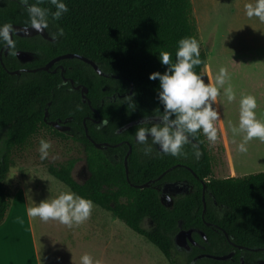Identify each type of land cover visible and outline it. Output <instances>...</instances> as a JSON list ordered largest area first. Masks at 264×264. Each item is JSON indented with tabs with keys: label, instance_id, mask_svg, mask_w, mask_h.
Wrapping results in <instances>:
<instances>
[{
	"label": "trees",
	"instance_id": "16d2710c",
	"mask_svg": "<svg viewBox=\"0 0 264 264\" xmlns=\"http://www.w3.org/2000/svg\"><path fill=\"white\" fill-rule=\"evenodd\" d=\"M64 2L68 11L59 20H53L49 14L46 30L53 41L41 35H14L15 46L9 48L7 55V45L0 42V224L12 205V196L6 188L13 167L12 150L25 146L42 127L48 126L46 112L49 120L57 117L80 120L86 114L96 117L92 106L108 123L98 130L88 121V134L97 143L106 141L118 146L97 148L87 137L82 122L70 123L75 138L85 146L89 177L84 182L75 179V159L60 165L49 164L52 176L147 238L163 253L168 264H242V258L245 264L264 263V171L214 178L202 130L190 136L198 143L196 148L201 156L197 159L195 149L190 148L188 161L180 160V154L160 153L153 146L152 152L145 155V145L137 143L134 132L138 125L155 123L138 124L119 132L128 123L156 117L159 108L163 110L157 99L159 81L150 80L149 75L163 73L167 67L158 59L160 49L169 51L174 61L179 39L192 36L199 42L192 0ZM40 6L50 13L55 11L50 0H42ZM3 23L30 26L26 6L20 0H1L0 24ZM58 27L64 30L62 36L57 34ZM18 50L32 53L34 60L20 64ZM70 53L94 61L104 74L78 58L59 61L64 73L62 69L20 70L23 66L42 67L51 59ZM200 59L202 63L193 70L203 77L206 51H200ZM16 70L20 74L10 73ZM64 77L88 88L86 96L91 105L82 101L80 91L71 89L70 83H63ZM130 146L127 174L125 158ZM177 163L189 166L200 180L190 194L175 197L173 205L168 206L161 196L163 184L194 177ZM152 180L155 182L150 187H137ZM201 180L206 183L205 213ZM146 220L151 223L148 227L144 225ZM181 229L194 230L196 245H191L190 251L179 249L175 243ZM207 254L233 256L219 261L205 257Z\"/></svg>",
	"mask_w": 264,
	"mask_h": 264
},
{
	"label": "rangeland",
	"instance_id": "374dc122",
	"mask_svg": "<svg viewBox=\"0 0 264 264\" xmlns=\"http://www.w3.org/2000/svg\"><path fill=\"white\" fill-rule=\"evenodd\" d=\"M192 2L200 51L208 50L207 62L214 78L220 67L227 68L229 79L224 87L231 84L236 93V99L228 102L223 88L220 89L214 105L220 112V119L214 122L217 128L215 143L209 142L203 134L212 158L213 177H230L229 163L234 164L237 173L231 177L263 172L264 141L253 138L246 144L247 151L240 152L238 145L243 136L234 134L232 127L238 126L241 94L256 97L257 118L264 121V20L246 15L245 5L253 3L251 0ZM209 77L206 67L203 72L205 82ZM41 138L51 142L49 155L43 160L39 152ZM69 159L77 161L73 171L75 179L84 182L89 171L83 143L69 132H57L48 126L42 127L25 146L12 150L13 167L8 173L6 188L12 196L11 208L15 213L10 219L17 224L11 225L9 230L37 242L44 264H80V257L86 253L100 264H168L163 253L147 238L94 203L89 218L72 226L27 215L28 207L35 206L33 201L54 199L69 189L47 168L49 164L60 165ZM150 224L148 220L144 222L146 227ZM21 244L24 245V241Z\"/></svg>",
	"mask_w": 264,
	"mask_h": 264
},
{
	"label": "clouds",
	"instance_id": "9594fccd",
	"mask_svg": "<svg viewBox=\"0 0 264 264\" xmlns=\"http://www.w3.org/2000/svg\"><path fill=\"white\" fill-rule=\"evenodd\" d=\"M20 3L26 6L28 23L37 32L48 27L49 14L53 20H59L68 11L64 0H50L55 7V11L51 13L48 8L40 6L42 0H36L35 3L20 0ZM245 9L248 17L255 16L264 20V0H254V3L246 4ZM13 33L14 28L11 23L0 24V42L10 49L15 46ZM63 33V28L58 27L57 34L62 36ZM157 56L160 63L167 67L163 73H151L149 79L159 81L157 99L163 110L159 108L155 117L160 123L136 127L134 136L137 143L145 145L143 149L145 155L152 152L153 145H158L162 153L172 156L181 154L183 146L189 143V137L201 130L209 142L215 143L217 128L214 122L220 119V112L214 105L220 95V89L223 88V94L228 102L236 99L232 85L224 87L226 80L229 79L227 68L220 67L215 75L214 83L205 82V79L193 70L202 61L199 42L192 36L179 39L174 61L172 54L164 49H160ZM256 108L255 96L241 94L238 126L232 127L234 134L243 136L242 142L238 145L240 152L247 151L246 144L253 138L264 141V121L257 118ZM107 123L108 121L103 119L99 124L103 126ZM193 147L194 154L199 159L201 152L195 145ZM50 148L51 142L41 138L39 141L40 159L48 157ZM33 203L35 206L27 209L29 217H40L44 221L58 220L61 224L68 226L87 220L94 206L91 199L84 198L71 189L61 192L54 199L46 198L38 203L33 201ZM80 264H100V262L94 261L93 257L86 253L80 257Z\"/></svg>",
	"mask_w": 264,
	"mask_h": 264
},
{
	"label": "flooded vegetation",
	"instance_id": "af4514ba",
	"mask_svg": "<svg viewBox=\"0 0 264 264\" xmlns=\"http://www.w3.org/2000/svg\"><path fill=\"white\" fill-rule=\"evenodd\" d=\"M20 51H22V50L16 51V55ZM23 52H27V51H23ZM27 53H30V52H27ZM30 54L32 56V60L21 61L18 58L19 61H20V64L24 65V64L32 62L34 60V55L32 53H30ZM51 60H53V59H51ZM61 67L62 66L59 64V61H58L55 64H53V66L50 68L49 71L57 72L58 69H62ZM20 70L21 71H28V70H32V69H29L28 67H24L23 66V67H21ZM67 80H68V82L64 83V84L67 85L68 83H70V85H71L70 88L71 89L80 91V94H81V97H82V101L83 102H88L89 100L87 99V96L84 98L83 97V93H82V88L85 87V86L79 84L74 79H71V78L68 79L67 78ZM72 81H73V83H72ZM78 86H80V87L77 88ZM89 105H91V104H89ZM91 110H92V113L96 114V117L94 115H91V114H88V115L86 114L80 120H78L77 118H73V117H68V118H65V119L57 117L56 119H50V120L46 118L45 121H46V124L48 125V127H51L53 130L58 131V132H69L73 137H75V134H74V132H72L73 128L70 125V123H72V124L74 123L76 125H79L82 122V125L85 127L84 129H85V133H86L87 137L95 144V146H96V144H101V147H97L96 146L97 148H103V147L107 148V147H112V146H118V144L112 145V144H110V143H108L106 141L97 143L88 134V127H87V122L88 121L93 123L98 130H102L103 127H104V125L100 126V124H99L101 122V120H103V119H102L101 115L99 114V112L97 111V109L93 108L91 106ZM149 118H155V117H149ZM54 123H58L61 127H69V129L66 130V131H60L54 126ZM146 123H160V121L157 119V121H151V122H146ZM125 142L129 143L127 141H125ZM105 145H109V146L106 147ZM193 145L198 146V143L193 138L189 137V143H187V144H185L183 146L182 153L180 154V160L188 161L189 149L191 148L193 150L194 149ZM153 147H154L155 150H157L160 153H162L159 150V146L158 145H153ZM84 151H85V146H84ZM177 165L180 166V167H185L186 169H188L193 174L194 177L193 178H178V179H175V180L168 181V182L164 183L162 188H161V196H162V199L165 200L166 204L173 205L175 197H177L179 195L190 194L194 190L195 183H197L200 180V176L197 173H195L189 166H187V165H185L183 163H177ZM201 183L203 184V187H204L203 197H205L206 183H205L204 180H201ZM165 184H168V186H167L166 191L163 192V187H164ZM191 245H196V243L195 242L194 243L193 242H189V246L183 247V248L181 247L179 249L185 250V251H190L191 250V247H190ZM255 264H264V263L263 262H258V263H255Z\"/></svg>",
	"mask_w": 264,
	"mask_h": 264
},
{
	"label": "water",
	"instance_id": "95a60500",
	"mask_svg": "<svg viewBox=\"0 0 264 264\" xmlns=\"http://www.w3.org/2000/svg\"><path fill=\"white\" fill-rule=\"evenodd\" d=\"M1 1V0H0ZM13 28H14V33H13V36L12 38H14V35L16 36H19V37H34V36H37V35H41L43 38L45 39H48L50 41H53L54 39L52 37H50L49 33L47 32L46 29H44L43 31H40V32H37L36 30L32 29L31 26H22V25H13ZM8 50H9V47L7 46V49L5 51V54L7 55L8 53ZM206 53L208 54V50L206 51ZM17 56L18 58L21 60V61H29V60H32V56L30 53H27V52H23V51H20L17 53ZM73 58H78L84 62H87L89 63L90 65H92L94 67V69L96 70L97 73L99 74H104L102 72V70L99 68V66L92 60H90L89 58L87 57H84V56H81V55H78V54H64V55H61V56H58L56 58H54L53 60H51L49 63H47L46 65L42 66V67H39V68H34L32 70H28V71H31V72H36L38 70H45V71H49L50 68L53 66V64H55L56 62L58 61H61V60H64V59H73ZM1 61H2V57H1ZM62 68V72L64 73L65 70L63 67ZM11 74H20V71L16 70V71H10ZM114 77H118V76H114ZM64 81L63 83H67L68 80L67 78H63ZM73 83V81H72ZM80 86H78L77 88H79ZM88 92V88L87 87H83L82 88V93H83V97L85 98L86 97V94ZM89 104H91L90 100L88 101ZM48 116V112H46V118ZM45 118V120H46ZM151 121H157L156 118H146V119H139V120H136V121H133L131 123H128L127 125H125L124 127H122L119 132H122L126 129H128L129 127L131 126H134V125H138V124H143V123H146V122H151ZM54 126L60 130V131H66L69 129V127H61L58 123H54ZM97 147H101V144H96ZM106 147L109 146V145H105ZM132 151V147L130 146V149L127 153V156L125 158V166H126V173L128 174V163H127V158H128V155L131 153ZM165 173H163L164 175ZM161 175L159 177V179L163 176ZM155 182V180H152L148 183H145V184H142V185H137L138 188L140 189H144V188H147V187H150L151 184H153ZM167 186L168 184H165L164 187H163V192L166 191L167 189ZM203 203H204V210L203 212L205 213L206 211V201H205V197H203ZM193 233H194V230H185V229H181L179 231V233L176 235V238H175V243L176 245L179 247V248H183V247H187L189 246V242H195L194 239H193ZM239 248H243L241 246H238ZM205 257H208V258H213V259H216V260H219V261H223V260H226V259H229L233 256V254H228V255H225V256H216V255H204ZM241 262L242 264H245V261L244 259L242 258L241 259Z\"/></svg>",
	"mask_w": 264,
	"mask_h": 264
},
{
	"label": "crops",
	"instance_id": "0c3cea01",
	"mask_svg": "<svg viewBox=\"0 0 264 264\" xmlns=\"http://www.w3.org/2000/svg\"><path fill=\"white\" fill-rule=\"evenodd\" d=\"M251 1L254 3V0ZM262 45H264V39ZM206 67L211 75V77H209V82L214 83V75L211 69L212 67L208 64V62ZM222 127L224 129L223 124ZM227 170L231 176H233V173L237 176L233 163L231 165L229 163ZM14 215L15 213H13V209L10 208L7 218L0 224V264H44V260L41 258L42 256L38 251L37 242H34L33 240L29 241L27 238L19 236L18 232L9 230L11 229L9 228L11 225L17 224L10 219ZM22 241H24V245L21 244Z\"/></svg>",
	"mask_w": 264,
	"mask_h": 264
}]
</instances>
